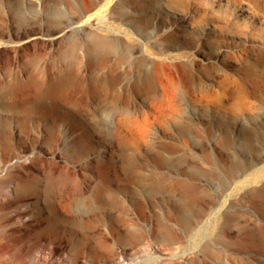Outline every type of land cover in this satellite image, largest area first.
<instances>
[{"label":"bare ground","instance_id":"6f19581e","mask_svg":"<svg viewBox=\"0 0 264 264\" xmlns=\"http://www.w3.org/2000/svg\"><path fill=\"white\" fill-rule=\"evenodd\" d=\"M62 11L50 35L61 54L31 58L9 89L19 134L32 115L20 193L73 221L112 213L120 194L173 202L184 209L162 213L193 220L191 234L207 220L224 264H264V0H66ZM57 157L67 164L54 169ZM2 263L16 264L7 246Z\"/></svg>","mask_w":264,"mask_h":264},{"label":"rangeland","instance_id":"374dc122","mask_svg":"<svg viewBox=\"0 0 264 264\" xmlns=\"http://www.w3.org/2000/svg\"><path fill=\"white\" fill-rule=\"evenodd\" d=\"M65 1L0 0V87L6 85L4 91L0 88L3 92L0 91V248L12 249L16 264H150L147 258L154 252L163 258L160 264H224L222 244L217 245L214 254L211 251L207 220L202 221L198 232L191 234L187 230L193 220L162 213L184 209L173 202L153 204L144 197L129 200L120 194L112 213L73 221L50 216L46 205L37 208L30 196L18 190L13 179L20 173L28 177L33 171L28 158H18L19 153L30 155L33 148L29 143L33 138L32 115L27 114L28 129L19 134L21 115L17 113V96L15 90L9 89L16 85L18 68L29 71L31 58L39 55L47 59L61 54L63 37H50L62 22ZM55 6L59 17L57 14L48 17ZM31 101L29 96L26 104L31 106ZM20 135L28 143L26 150L18 148ZM54 160L60 161L52 164L54 169L67 164L60 157ZM47 161L50 160H45L46 165ZM17 211L22 215L20 218L16 217ZM89 251L91 256L87 260Z\"/></svg>","mask_w":264,"mask_h":264}]
</instances>
